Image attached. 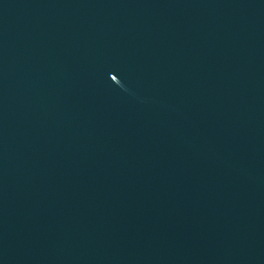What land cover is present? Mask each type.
<instances>
[{"label": "water", "instance_id": "1", "mask_svg": "<svg viewBox=\"0 0 264 264\" xmlns=\"http://www.w3.org/2000/svg\"><path fill=\"white\" fill-rule=\"evenodd\" d=\"M264 100V0H0V216Z\"/></svg>", "mask_w": 264, "mask_h": 264}]
</instances>
